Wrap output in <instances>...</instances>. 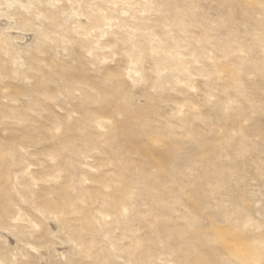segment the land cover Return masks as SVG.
Returning a JSON list of instances; mask_svg holds the SVG:
<instances>
[{
  "label": "rangeland",
  "instance_id": "obj_1",
  "mask_svg": "<svg viewBox=\"0 0 264 264\" xmlns=\"http://www.w3.org/2000/svg\"><path fill=\"white\" fill-rule=\"evenodd\" d=\"M0 264H264V0H0Z\"/></svg>",
  "mask_w": 264,
  "mask_h": 264
}]
</instances>
